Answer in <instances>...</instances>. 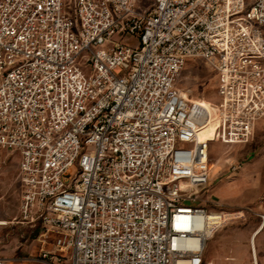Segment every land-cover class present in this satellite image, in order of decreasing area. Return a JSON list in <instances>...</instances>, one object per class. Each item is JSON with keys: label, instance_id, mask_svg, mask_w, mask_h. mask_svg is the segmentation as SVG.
Wrapping results in <instances>:
<instances>
[{"label": "built area", "instance_id": "built-area-1", "mask_svg": "<svg viewBox=\"0 0 264 264\" xmlns=\"http://www.w3.org/2000/svg\"><path fill=\"white\" fill-rule=\"evenodd\" d=\"M135 3L0 0V149L39 264H210L238 216L206 206L199 133L212 119L245 144L264 120V0ZM192 59L215 74L212 114L176 87Z\"/></svg>", "mask_w": 264, "mask_h": 264}, {"label": "rangeland", "instance_id": "rangeland-1", "mask_svg": "<svg viewBox=\"0 0 264 264\" xmlns=\"http://www.w3.org/2000/svg\"><path fill=\"white\" fill-rule=\"evenodd\" d=\"M153 3L154 0H137L135 8L146 11ZM176 87L194 103L202 100L214 104L218 99L215 74L199 59L188 62ZM209 156L216 168L211 171V184L204 195V199L208 200L206 206L209 211L238 216L228 220L212 236L205 259L216 261V264H252L249 233L258 227L261 222L259 213L264 211V120L257 122L250 140L245 144L212 142ZM234 167L237 169L233 170ZM222 185L235 186L234 195L219 198L216 191ZM19 201L18 159L0 149V222L6 223L0 226V256L7 259V264H37L40 245L36 239L39 230L21 223ZM260 243H264V239Z\"/></svg>", "mask_w": 264, "mask_h": 264}, {"label": "crops", "instance_id": "crops-1", "mask_svg": "<svg viewBox=\"0 0 264 264\" xmlns=\"http://www.w3.org/2000/svg\"><path fill=\"white\" fill-rule=\"evenodd\" d=\"M214 167L216 168V166H214V164H211V168L214 169ZM210 181H211V179H210ZM210 184H211V182H210ZM210 184H209V187H210ZM235 191H236V189H235V186H233V185L232 186L231 185H222V186H219V188L216 191V194L219 198H227V197H232V195H234ZM211 212H214V211H211ZM216 212H220V211H216ZM259 214H260L259 217L261 220V215H264V211L259 213ZM223 226L224 225L220 226L215 231V233L217 234L220 231V229H222ZM260 226H262V229L255 236L254 240H255L256 249H257L258 261H260L259 264H264V243H260V241H263V239H264V223L262 222V220H261L260 224L258 225V227H260ZM258 227L252 229L251 232L249 233L250 234L249 242H251L252 237L254 235V232L257 230ZM250 250H252V249H250ZM31 251L34 253V250H31ZM0 258L5 259L6 264H7V259L4 256H0ZM251 259H252V256H251ZM215 262L216 261H213V260L210 261L211 264H216ZM37 264H39V263H37Z\"/></svg>", "mask_w": 264, "mask_h": 264}, {"label": "bare ground", "instance_id": "bare-ground-1", "mask_svg": "<svg viewBox=\"0 0 264 264\" xmlns=\"http://www.w3.org/2000/svg\"><path fill=\"white\" fill-rule=\"evenodd\" d=\"M185 96V95H184ZM186 97V96H185ZM197 106L200 107V110L203 112H208L210 114L213 113V104L210 102L205 101H198L195 103ZM203 126L200 129L199 136L202 140L212 141L214 142V131L216 127V122H214L212 119L208 120L207 122H203ZM6 223L0 222L1 225H5ZM262 226H260L255 232L252 237V240L250 242L251 247V256H252V264H259L260 261H258V255H257V249L255 244V236L261 231ZM210 263V262H209ZM211 264V263H210Z\"/></svg>", "mask_w": 264, "mask_h": 264}]
</instances>
